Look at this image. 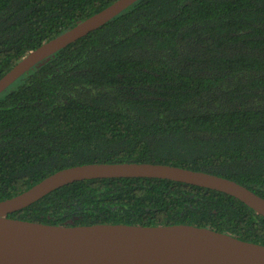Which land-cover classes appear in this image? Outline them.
<instances>
[{
	"label": "trees",
	"instance_id": "1",
	"mask_svg": "<svg viewBox=\"0 0 264 264\" xmlns=\"http://www.w3.org/2000/svg\"><path fill=\"white\" fill-rule=\"evenodd\" d=\"M114 1L0 0V77ZM96 162L200 170L264 198V0H137L0 93V201ZM8 216L190 224L264 244V217L235 197L154 177L74 181Z\"/></svg>",
	"mask_w": 264,
	"mask_h": 264
},
{
	"label": "water",
	"instance_id": "2",
	"mask_svg": "<svg viewBox=\"0 0 264 264\" xmlns=\"http://www.w3.org/2000/svg\"><path fill=\"white\" fill-rule=\"evenodd\" d=\"M135 1L115 0L27 52L0 77V93L35 64L100 27ZM109 177H154L217 190L264 217V198L219 175L160 163L81 164L60 169L0 201V264H264V244L207 227L122 223L72 226L8 216L65 184Z\"/></svg>",
	"mask_w": 264,
	"mask_h": 264
}]
</instances>
